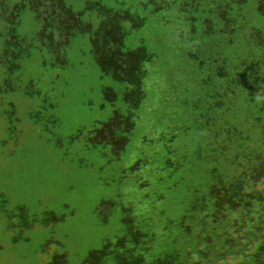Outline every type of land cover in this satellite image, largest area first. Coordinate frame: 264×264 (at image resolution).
Returning a JSON list of instances; mask_svg holds the SVG:
<instances>
[{
	"label": "rangeland",
	"instance_id": "374dc122",
	"mask_svg": "<svg viewBox=\"0 0 264 264\" xmlns=\"http://www.w3.org/2000/svg\"><path fill=\"white\" fill-rule=\"evenodd\" d=\"M109 8L106 0H0V175L14 166L16 149L3 144L10 123L59 136L109 119L128 133L118 143L160 147L176 163L142 193L122 191L123 209L91 228H74L59 203L41 215L0 195V264H241V238L264 250V109L238 101L235 134L215 140L169 111L173 102L187 108L200 84L185 79L157 100L129 101L126 75H115L125 56L97 40ZM118 8L128 23L130 6Z\"/></svg>",
	"mask_w": 264,
	"mask_h": 264
},
{
	"label": "clouds",
	"instance_id": "9594fccd",
	"mask_svg": "<svg viewBox=\"0 0 264 264\" xmlns=\"http://www.w3.org/2000/svg\"><path fill=\"white\" fill-rule=\"evenodd\" d=\"M236 106L235 93L223 81L209 76L203 77L198 89L189 95L187 108L173 102L169 111L179 113L186 125L195 124L219 140L236 132L232 119ZM126 123L127 119L121 118L120 126ZM162 123L159 116L149 121L153 128ZM121 133L127 132L118 131L104 118L86 119L59 136L44 132L32 135L21 132L14 123L8 124L3 130V144L16 152L14 166L7 175H0L3 201L18 207L36 205L41 215L59 203L74 228L94 227L102 216L123 209L122 191L142 193L178 158L168 157L160 147L130 150L118 143ZM6 159L7 153L0 152V161ZM32 172L37 174L30 175ZM77 201L83 203L75 206ZM237 247L241 264H264V250L251 241L241 238Z\"/></svg>",
	"mask_w": 264,
	"mask_h": 264
},
{
	"label": "trees",
	"instance_id": "16d2710c",
	"mask_svg": "<svg viewBox=\"0 0 264 264\" xmlns=\"http://www.w3.org/2000/svg\"><path fill=\"white\" fill-rule=\"evenodd\" d=\"M106 1L109 25L97 40L125 56L115 75H126L129 101L212 76L243 101L239 108L264 109V0ZM118 5L130 6L128 23Z\"/></svg>",
	"mask_w": 264,
	"mask_h": 264
}]
</instances>
